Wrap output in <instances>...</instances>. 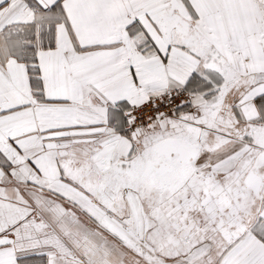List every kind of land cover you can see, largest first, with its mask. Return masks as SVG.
Here are the masks:
<instances>
[{
    "label": "snow or ice",
    "instance_id": "1",
    "mask_svg": "<svg viewBox=\"0 0 264 264\" xmlns=\"http://www.w3.org/2000/svg\"><path fill=\"white\" fill-rule=\"evenodd\" d=\"M0 264H264V0H0Z\"/></svg>",
    "mask_w": 264,
    "mask_h": 264
}]
</instances>
